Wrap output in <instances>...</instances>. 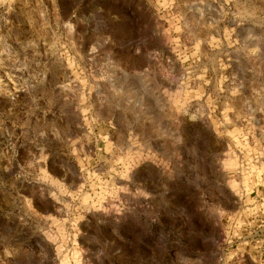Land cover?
<instances>
[{
	"label": "rangeland",
	"instance_id": "obj_1",
	"mask_svg": "<svg viewBox=\"0 0 264 264\" xmlns=\"http://www.w3.org/2000/svg\"><path fill=\"white\" fill-rule=\"evenodd\" d=\"M0 264H264V0H0Z\"/></svg>",
	"mask_w": 264,
	"mask_h": 264
},
{
	"label": "crops",
	"instance_id": "obj_2",
	"mask_svg": "<svg viewBox=\"0 0 264 264\" xmlns=\"http://www.w3.org/2000/svg\"><path fill=\"white\" fill-rule=\"evenodd\" d=\"M260 194L263 195V192H260ZM261 199H263V197Z\"/></svg>",
	"mask_w": 264,
	"mask_h": 264
}]
</instances>
